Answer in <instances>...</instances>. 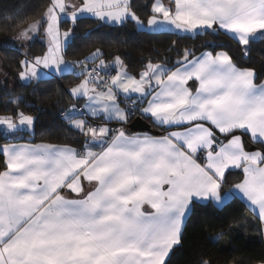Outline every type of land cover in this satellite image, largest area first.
Here are the masks:
<instances>
[{
    "label": "snow or ice",
    "instance_id": "snow-or-ice-1",
    "mask_svg": "<svg viewBox=\"0 0 264 264\" xmlns=\"http://www.w3.org/2000/svg\"><path fill=\"white\" fill-rule=\"evenodd\" d=\"M144 9L146 19L138 14ZM4 19L19 46L40 35L46 41L43 54L23 53L22 81H39L42 70L77 78L67 92L84 104L71 103L62 116L84 139L80 148L0 144V264H171L204 202L223 208L240 200L264 235V79L257 68L241 66L215 41L199 54L195 46L179 49L172 61L148 57L136 73L118 54L105 59L101 47L66 58L87 20L133 21L139 31L191 39L223 33L247 57L264 42V0H46ZM176 48L173 41L168 51ZM22 102L15 97L17 111L0 115L12 139L34 129L36 117L19 109ZM137 111L164 131L131 133L126 125ZM197 264L213 261L201 256ZM247 264H264V255Z\"/></svg>",
    "mask_w": 264,
    "mask_h": 264
},
{
    "label": "trees",
    "instance_id": "trees-1",
    "mask_svg": "<svg viewBox=\"0 0 264 264\" xmlns=\"http://www.w3.org/2000/svg\"><path fill=\"white\" fill-rule=\"evenodd\" d=\"M46 0H0V62L3 66V75L0 76V115L14 114L16 105L10 103L12 99L22 97L19 109L36 117L33 131L23 130L17 139L47 140L54 143L71 144L78 148L83 143V137L69 127L63 119L62 113L71 103L81 106L83 99L74 100L67 89L78 82L74 75H52L42 77L39 81L30 83L22 81L18 76L19 61L24 58L23 53L29 52L32 56L42 54L46 50V42L42 35L37 36L31 43L19 46L7 43L9 37L15 35L3 25L6 23L4 13L16 12L24 5L36 6ZM138 3H149L150 0H137ZM31 8H24V12ZM138 14L146 19L148 10L144 9ZM63 28L70 27L65 23ZM98 28L92 33V38H83L88 28ZM176 41V50L168 51L172 42ZM206 41H215L230 52L238 64L245 67H255L264 79V42H257L251 46L246 57L242 47L230 36L221 33L219 36H201L197 39L181 37L172 33H151L139 31L135 22L128 21L123 25L101 24L95 20L82 21L78 30L76 41L67 51V59H81L96 47H101L108 54L105 59H111L113 53L120 55L129 65V69L136 73L146 58L163 59L167 57L172 61L177 51L184 47L195 46L197 54L204 50ZM134 99V98H133ZM59 101V103H57ZM137 111L131 116L130 122ZM142 116V115H141ZM149 121L157 132L164 130ZM128 124V123H127ZM117 126V125H113ZM127 129L131 131L126 125ZM14 140L6 134L0 126V144ZM3 155L0 154V167L3 166ZM240 173L233 172L229 183L236 182ZM218 232H224V238L219 243L212 237ZM230 241V243H226ZM264 255V237L258 227V216L243 202L234 200L221 208L212 202L197 205L194 213L187 222L182 245L174 250L171 264H197L201 256L211 257L213 264H247Z\"/></svg>",
    "mask_w": 264,
    "mask_h": 264
},
{
    "label": "water",
    "instance_id": "water-1",
    "mask_svg": "<svg viewBox=\"0 0 264 264\" xmlns=\"http://www.w3.org/2000/svg\"><path fill=\"white\" fill-rule=\"evenodd\" d=\"M127 126L131 131L157 132L154 126L141 115H136Z\"/></svg>",
    "mask_w": 264,
    "mask_h": 264
},
{
    "label": "crops",
    "instance_id": "crops-1",
    "mask_svg": "<svg viewBox=\"0 0 264 264\" xmlns=\"http://www.w3.org/2000/svg\"><path fill=\"white\" fill-rule=\"evenodd\" d=\"M113 74H114V72H113ZM134 99H135V97H133ZM81 107H82V105H81ZM141 114V113H140ZM143 116V115H142ZM145 117V116H144ZM149 118V117H148ZM150 119V121L153 123V121L151 120V118H149ZM154 124V123H153ZM1 126V125H0ZM2 128V127H1ZM3 129V128H2ZM25 130H27V129H25ZM22 131L23 130H21L20 132H18V133H16V136H19V135H21V133H22ZM28 131H30V130H28ZM33 131V130H32ZM141 131H133V132H131V133H140ZM151 134H153V135H160L161 133H155V132H150ZM41 141H47V140H29V139H14V140H11V141H8V142H3V143H1V144H5V143H40ZM50 142V141H49ZM52 143H54V142H52ZM58 144H65V143H58ZM69 145H71V144H69ZM71 146H73V147H75V148H78V147H76V146H74V145H71ZM257 215V214H256ZM258 216V215H257ZM263 237H264V235H263Z\"/></svg>",
    "mask_w": 264,
    "mask_h": 264
},
{
    "label": "rangeland",
    "instance_id": "rangeland-1",
    "mask_svg": "<svg viewBox=\"0 0 264 264\" xmlns=\"http://www.w3.org/2000/svg\"><path fill=\"white\" fill-rule=\"evenodd\" d=\"M66 29V28H65ZM43 37V36H42ZM44 39V38H43ZM5 41H7V43H10V44H12V45H14V42L13 41H11V40H9V39H7V40H5ZM46 42V41H45ZM22 49H24V52H26L27 50H26V48H22ZM43 54V53H42ZM39 55H41V54H39ZM3 66L1 65V62H0V76H2L3 75ZM42 77H49V76H52V75H55L56 73H54V72H52L51 70H42ZM56 75H58V74H56ZM83 104H84V100L81 102V105L83 106ZM123 106V105H122ZM28 114V113H27ZM1 127L4 129V131L6 132V134L7 135H9L8 134V132L6 131V129L4 128V126H2L1 125ZM30 131H32V130H30ZM16 135V134H15Z\"/></svg>",
    "mask_w": 264,
    "mask_h": 264
},
{
    "label": "built area",
    "instance_id": "built-area-1",
    "mask_svg": "<svg viewBox=\"0 0 264 264\" xmlns=\"http://www.w3.org/2000/svg\"><path fill=\"white\" fill-rule=\"evenodd\" d=\"M118 126V125H117Z\"/></svg>",
    "mask_w": 264,
    "mask_h": 264
}]
</instances>
